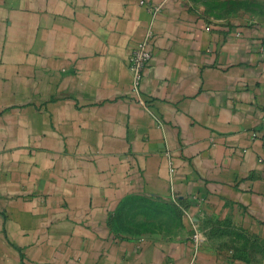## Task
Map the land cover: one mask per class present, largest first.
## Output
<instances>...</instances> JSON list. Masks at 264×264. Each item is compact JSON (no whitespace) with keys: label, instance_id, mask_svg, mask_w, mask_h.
<instances>
[{"label":"crops","instance_id":"crops-1","mask_svg":"<svg viewBox=\"0 0 264 264\" xmlns=\"http://www.w3.org/2000/svg\"><path fill=\"white\" fill-rule=\"evenodd\" d=\"M150 25L137 92L126 61ZM263 115L259 23L0 0V264H264ZM137 195L184 207V228L121 226Z\"/></svg>","mask_w":264,"mask_h":264},{"label":"rangeland","instance_id":"rangeland-1","mask_svg":"<svg viewBox=\"0 0 264 264\" xmlns=\"http://www.w3.org/2000/svg\"><path fill=\"white\" fill-rule=\"evenodd\" d=\"M205 18L213 22H229L236 19L259 23L264 27V0H186ZM184 207L171 202L132 196L119 207L118 223L132 232L160 231L178 233L186 222ZM183 219L185 221H183Z\"/></svg>","mask_w":264,"mask_h":264},{"label":"built area","instance_id":"built-area-1","mask_svg":"<svg viewBox=\"0 0 264 264\" xmlns=\"http://www.w3.org/2000/svg\"><path fill=\"white\" fill-rule=\"evenodd\" d=\"M158 8H154L157 11ZM153 37V29L148 26L143 34L142 39L135 45L129 52L127 57V66L133 73L132 86L138 92L139 85L142 80L143 72L150 65L152 51L149 48L150 40ZM261 137L264 140V115L260 118ZM251 138H256V132H251ZM193 233L191 234L192 244L195 248L199 246L202 241V234L198 223H192ZM188 264H194V260H191Z\"/></svg>","mask_w":264,"mask_h":264}]
</instances>
